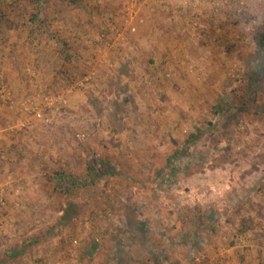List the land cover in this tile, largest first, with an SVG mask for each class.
<instances>
[{
  "label": "rangeland",
  "instance_id": "374dc122",
  "mask_svg": "<svg viewBox=\"0 0 264 264\" xmlns=\"http://www.w3.org/2000/svg\"><path fill=\"white\" fill-rule=\"evenodd\" d=\"M262 26L264 0H0V264H264Z\"/></svg>",
  "mask_w": 264,
  "mask_h": 264
},
{
  "label": "trees",
  "instance_id": "16d2710c",
  "mask_svg": "<svg viewBox=\"0 0 264 264\" xmlns=\"http://www.w3.org/2000/svg\"><path fill=\"white\" fill-rule=\"evenodd\" d=\"M261 29L264 31V26H262ZM255 42H256V45L259 48H263V45H264V32H261V33L258 34V37H256V39H255ZM240 231H242V230H240Z\"/></svg>",
  "mask_w": 264,
  "mask_h": 264
}]
</instances>
